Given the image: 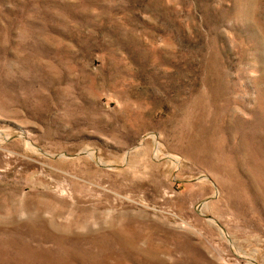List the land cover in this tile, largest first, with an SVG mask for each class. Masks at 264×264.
Returning <instances> with one entry per match:
<instances>
[{
    "label": "rangeland",
    "instance_id": "374dc122",
    "mask_svg": "<svg viewBox=\"0 0 264 264\" xmlns=\"http://www.w3.org/2000/svg\"><path fill=\"white\" fill-rule=\"evenodd\" d=\"M0 264H264V0H0Z\"/></svg>",
    "mask_w": 264,
    "mask_h": 264
}]
</instances>
